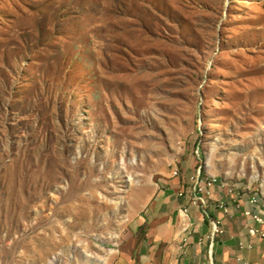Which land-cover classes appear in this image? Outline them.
I'll return each instance as SVG.
<instances>
[{
  "label": "rangeland",
  "instance_id": "obj_1",
  "mask_svg": "<svg viewBox=\"0 0 264 264\" xmlns=\"http://www.w3.org/2000/svg\"><path fill=\"white\" fill-rule=\"evenodd\" d=\"M198 167L264 200V0H0V264H133Z\"/></svg>",
  "mask_w": 264,
  "mask_h": 264
},
{
  "label": "crops",
  "instance_id": "obj_2",
  "mask_svg": "<svg viewBox=\"0 0 264 264\" xmlns=\"http://www.w3.org/2000/svg\"><path fill=\"white\" fill-rule=\"evenodd\" d=\"M214 191L208 209L212 217L222 221L224 232L217 236L212 251L205 237L212 226L202 208L189 205L184 212L187 198L176 191H163L161 199H152L144 218L146 232L138 243L133 264H210L211 258L214 264H242L239 256L253 264H264V238L248 231L259 224L243 213L246 209L264 216V200L252 204L247 194L220 184ZM218 201L225 202L227 211L218 208ZM128 262L132 264L133 259Z\"/></svg>",
  "mask_w": 264,
  "mask_h": 264
},
{
  "label": "built area",
  "instance_id": "obj_3",
  "mask_svg": "<svg viewBox=\"0 0 264 264\" xmlns=\"http://www.w3.org/2000/svg\"><path fill=\"white\" fill-rule=\"evenodd\" d=\"M174 175H178V171H174ZM191 180L194 182V193H199V204L195 206H199L202 208L204 214L206 217L209 218L212 226L211 232L206 235V240L209 241L210 249L212 251L214 242L218 235L222 234L224 232V228L222 225V221L218 218H214L211 216L210 211L208 209V206L210 205V199H213L214 193H215V187L220 184L219 178L212 174H206V176H199L197 173V169L194 171L193 174L190 175ZM221 185V184H220ZM230 191H232L230 189ZM179 195H181V191L179 192ZM260 201L259 197L256 195L250 196V202L252 204H258ZM189 205H191V198L187 199V205L184 208V212H187L189 209ZM218 208L223 209L224 211H227V206L224 201H218L217 203ZM243 213L246 216H249L255 223L259 224V227L256 226H250L249 227V233L251 235H257L262 238H264V216H262L258 212H254L252 210H244ZM240 246L243 247L244 243L241 242ZM238 260L241 261L242 264H253L249 260H246L242 258L241 256L238 257ZM210 264H214L213 258H211Z\"/></svg>",
  "mask_w": 264,
  "mask_h": 264
},
{
  "label": "bare ground",
  "instance_id": "obj_4",
  "mask_svg": "<svg viewBox=\"0 0 264 264\" xmlns=\"http://www.w3.org/2000/svg\"><path fill=\"white\" fill-rule=\"evenodd\" d=\"M141 90L139 92L140 95H144L145 94V85L140 87ZM114 90V89H113ZM115 93V92H114ZM116 97L118 99H123V90L120 91L119 93H115ZM136 103L135 102H131L128 104V107H130L131 109H135ZM136 112V111H135ZM197 173L199 176H206L207 172L203 171L201 167L197 168ZM188 187H184L181 190V195L182 197H185L187 199L191 198V205H198L199 204V193H194V182L191 180V177H189L188 181ZM80 264H105V260H100V259H96V258H91L88 256V258L84 261H82Z\"/></svg>",
  "mask_w": 264,
  "mask_h": 264
}]
</instances>
